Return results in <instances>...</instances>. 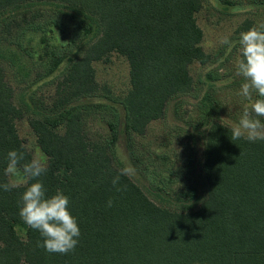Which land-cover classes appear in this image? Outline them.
Masks as SVG:
<instances>
[{
	"label": "trees",
	"instance_id": "16d2710c",
	"mask_svg": "<svg viewBox=\"0 0 264 264\" xmlns=\"http://www.w3.org/2000/svg\"><path fill=\"white\" fill-rule=\"evenodd\" d=\"M202 7L203 0H0V58L19 82L39 68L17 106L0 63V184L11 183L9 151L24 153L20 167L33 159L16 128L29 115L48 166L38 179L46 196L69 198L80 229L72 252L48 253L19 216L27 185L0 189V264H264V141L231 140L215 85L224 61L194 80V65L224 53L203 46ZM251 26L246 19L237 32ZM58 33L62 39L50 42ZM112 53L129 67L125 93L101 88L95 77L94 63ZM229 56L238 61V43L225 61ZM45 78L50 96L37 94L41 86L29 89ZM245 107L240 103L241 114ZM168 109L182 123L169 130L181 144L180 163L169 145L144 140ZM98 114L107 129L91 132ZM121 136L144 188L129 175L118 185L126 190L112 186L125 167Z\"/></svg>",
	"mask_w": 264,
	"mask_h": 264
},
{
	"label": "rangeland",
	"instance_id": "374dc122",
	"mask_svg": "<svg viewBox=\"0 0 264 264\" xmlns=\"http://www.w3.org/2000/svg\"><path fill=\"white\" fill-rule=\"evenodd\" d=\"M227 2H229V4ZM246 19L251 23V28L260 23H264V0H203V7L197 14V23L204 33L203 46L205 49L211 53H215L217 49L224 48V53L220 60L215 61L211 65H194L192 67V75L195 81L201 80L206 71L215 68L220 61H224V64L220 69V73H223L224 75L216 81L215 85L217 86L216 94L223 104L220 118L231 127L239 121L241 115L239 110L240 103L249 106L251 101H243V97L238 94L240 86L243 83V78L237 74L236 57L229 56L225 61V58L233 49V46L222 45L220 44V40L227 37L231 43L237 45L240 33L248 31L244 30L237 32L239 27H243V22ZM40 35L41 33L31 35L30 45L32 51H34V59L38 57L37 52L40 47ZM52 36L49 38L50 42H57L62 39V36H60L59 33L53 37ZM0 63L5 68V80L13 88V102L17 106H20L22 105L21 95L28 90V84L34 79L39 68L35 67L32 70L31 77L28 81L24 82V80H21L19 82L18 79H21V76L16 78L13 70L6 66L1 58ZM94 68L96 80L101 88L105 87L113 94H121L127 91L129 87V67L124 57L112 53L106 61L95 62ZM47 80H49V78H45L36 84L31 85L29 89L31 90L41 86V88L38 89L37 94L48 97L53 93V86L45 82L42 84L43 81ZM240 80L242 81L241 84H236L233 88L232 86H226L233 81ZM198 93H200V90H198ZM188 99L195 100L192 97H189ZM28 116L29 115H26L23 118L16 120L18 135L27 149L31 152L33 158H38L45 162L46 158L37 147L35 135L29 126ZM175 123L182 125L179 120L173 119L171 109H168V116L163 120L153 122L149 128L148 135L144 140H151L153 142L152 146L159 145L161 142L165 143L160 149H167V146L169 145L168 151L171 159L180 163V159L183 157L180 153L181 144L179 141H176L174 137H171L169 133L170 128L175 125ZM89 128L91 132H94L96 130H106L107 126L103 117L100 118V115L98 114L90 121ZM117 149L119 157L123 160L125 167H131L133 169L128 159L122 136L118 140ZM129 176L143 188L146 186L145 180L142 179L135 170ZM9 180L16 185L23 184V182H21L22 175L9 176Z\"/></svg>",
	"mask_w": 264,
	"mask_h": 264
},
{
	"label": "clouds",
	"instance_id": "9594fccd",
	"mask_svg": "<svg viewBox=\"0 0 264 264\" xmlns=\"http://www.w3.org/2000/svg\"><path fill=\"white\" fill-rule=\"evenodd\" d=\"M237 43L240 57L236 63L237 74L243 78L238 94L251 103L244 108L238 123L232 126L231 140L264 141V23L240 33ZM220 44L234 46L227 37L221 39ZM254 95L258 98L253 99ZM23 160V152L9 151L5 168L8 176H21L22 173L21 182L27 185L20 196V218L41 236L37 247L48 253L72 252L78 244L80 229L69 210V198L60 191L46 196V190L38 179L48 171L46 162L33 158L20 167ZM133 172L131 167L118 170L111 181L116 191L126 190V186H118L120 178ZM28 181L33 182L28 184ZM15 186V183H4L0 184V189L9 191ZM106 206L112 207L113 201L109 199Z\"/></svg>",
	"mask_w": 264,
	"mask_h": 264
}]
</instances>
